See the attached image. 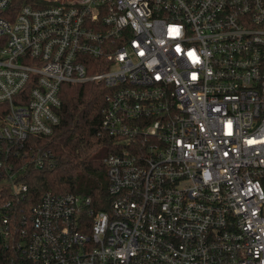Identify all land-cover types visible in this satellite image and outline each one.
I'll list each match as a JSON object with an SVG mask.
<instances>
[{
	"label": "built area",
	"instance_id": "2783aa9c",
	"mask_svg": "<svg viewBox=\"0 0 264 264\" xmlns=\"http://www.w3.org/2000/svg\"><path fill=\"white\" fill-rule=\"evenodd\" d=\"M16 2L0 0L4 264H264V0ZM86 82L106 89L110 207L45 191L27 208L18 174L54 163L28 142Z\"/></svg>",
	"mask_w": 264,
	"mask_h": 264
},
{
	"label": "trees",
	"instance_id": "16d2710c",
	"mask_svg": "<svg viewBox=\"0 0 264 264\" xmlns=\"http://www.w3.org/2000/svg\"><path fill=\"white\" fill-rule=\"evenodd\" d=\"M34 1L17 0L16 3ZM105 93L106 89L94 82L65 84L61 87L59 124L49 136L41 139L33 136L28 142H36L40 148L51 150L54 163L42 169L27 168L25 178H22V173L18 174V179L28 187L25 207H30L45 191H50L87 196L94 210L109 209L111 199L107 193L106 170L102 159L110 150L111 139L106 135H96L101 110L105 105ZM6 110L7 105L0 103V117ZM7 196V186L0 185V204ZM6 255L7 251L0 243V264H4Z\"/></svg>",
	"mask_w": 264,
	"mask_h": 264
},
{
	"label": "rangeland",
	"instance_id": "374dc122",
	"mask_svg": "<svg viewBox=\"0 0 264 264\" xmlns=\"http://www.w3.org/2000/svg\"><path fill=\"white\" fill-rule=\"evenodd\" d=\"M100 151H103V149H102V148H100Z\"/></svg>",
	"mask_w": 264,
	"mask_h": 264
}]
</instances>
